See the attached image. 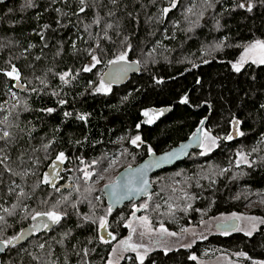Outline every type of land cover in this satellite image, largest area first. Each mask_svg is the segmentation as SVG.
Wrapping results in <instances>:
<instances>
[{
    "label": "trees",
    "instance_id": "16d2710c",
    "mask_svg": "<svg viewBox=\"0 0 264 264\" xmlns=\"http://www.w3.org/2000/svg\"><path fill=\"white\" fill-rule=\"evenodd\" d=\"M258 40L264 41L261 0H0V101L11 90L17 95L0 110V128L12 141L5 147L0 140V159L8 156L0 164V240L20 237L1 264H106L112 241L100 236V217L123 236L136 213L172 233L229 213L259 221L251 235L217 231L188 248L153 249L144 264H199L191 255L202 252L264 264V64L240 72L230 64ZM125 51L124 67L133 63L139 71L119 73L123 82L97 93L106 70L120 65L110 61ZM90 52L100 63L84 71ZM13 65L22 91L5 75ZM65 73L67 83L60 79ZM185 96L187 104L180 102ZM199 129L215 139L211 150L203 142L152 175L149 195L109 212L102 187L119 170ZM136 136L140 145L131 143ZM61 152L67 187L56 185V192L41 181ZM240 155L244 162H237ZM51 210L67 215L24 233L36 213ZM119 264L140 260L131 254Z\"/></svg>",
    "mask_w": 264,
    "mask_h": 264
},
{
    "label": "rangeland",
    "instance_id": "374dc122",
    "mask_svg": "<svg viewBox=\"0 0 264 264\" xmlns=\"http://www.w3.org/2000/svg\"><path fill=\"white\" fill-rule=\"evenodd\" d=\"M255 42L256 41H254L250 45L254 44ZM249 46H247L246 48H248ZM245 49L242 50V52L239 54V56L235 60L230 62L231 67L233 64L240 61L241 57L245 55ZM261 54L262 52L258 48L253 51L248 52L247 60L241 67V70L249 64L262 65L260 63H252V60L253 59L258 60ZM122 63L123 61H120V65H123ZM93 65H95V62L91 59L86 64V67L91 68L93 67ZM110 88H111V83L105 80V78H102L96 84V86L94 87V90L97 93L105 94L106 92H108ZM97 89H100V90L97 91ZM16 102H17V95L11 90L9 94H6L3 100L0 101V110L5 109L8 104H14ZM3 119H4V115L0 114V122L3 121ZM0 133H3L1 128H0ZM208 137H210V135L207 132H204L203 134L204 148L203 149L205 151L211 150L215 145V143L213 144L212 140H210ZM140 143H141V140L137 142L136 145H140ZM244 161H245V158L242 155L238 156L237 162L241 163ZM233 214H236L237 217H240V219H237L239 222L238 230H241L245 233H249V232L253 233L255 230H257L258 225H259L257 216L246 215V214H241V213H229V214L218 215V216L209 218L207 220H204L198 226L186 227L179 233H175L176 235L173 236V235H169V233H172V232L168 230L161 231V226L153 227L143 215L136 213L135 215H133V217H131V219L128 220L126 224L127 229L124 235L122 236L120 234L121 236H119L117 234L116 240L111 243V246H110L111 249L108 254L106 264H110V262L111 264H119L120 261L124 257L131 255V254H134L138 258V256L143 255L145 251L149 252L153 249L168 250V249L177 248V247L188 248V245H192L193 243L197 241H202L209 235L217 232L218 230L216 228V224L218 222H224L230 219ZM252 218H255V219H252ZM48 221L50 224L52 223L51 220L48 219ZM122 241H127L128 244H132V245H140V247H138L136 251H133L130 248L128 250H125L127 245L122 244L121 243ZM191 256L192 257L195 256L196 257L195 260L199 264H240V259H242L238 255L234 257H230L226 254H219L216 256H212V257H206L205 252H202L200 256H197L194 254Z\"/></svg>",
    "mask_w": 264,
    "mask_h": 264
},
{
    "label": "water",
    "instance_id": "95a60500",
    "mask_svg": "<svg viewBox=\"0 0 264 264\" xmlns=\"http://www.w3.org/2000/svg\"><path fill=\"white\" fill-rule=\"evenodd\" d=\"M127 69V75H130L138 72L139 66H134L133 63H130L129 66H126V70ZM124 75L117 79L118 83H121L126 79V76ZM13 87L15 90L21 91L25 89V85L20 83L19 80L14 81ZM202 147L203 133L202 130L199 129L185 140L180 141L178 144L160 153L155 151L148 152L139 163L123 167L118 171L112 182L106 183L102 187V192L107 205L111 208V210H115L117 208H121L125 203L140 201L152 191V185L150 182L152 175L176 166L184 161L191 152L198 151ZM169 154H173L169 159H161L169 156ZM142 180L146 181V183H142ZM63 187H67V183H64ZM60 188L62 187L60 186ZM238 225L239 222L237 219L230 218L224 222H218L216 224V228L219 232L228 233L236 231L238 229ZM42 226V222H38L36 223L35 228L40 229ZM106 229L107 228L100 229L101 237L102 232ZM104 240L106 241L107 238ZM6 248L7 246L0 244V249H2L0 250V257L5 253Z\"/></svg>",
    "mask_w": 264,
    "mask_h": 264
},
{
    "label": "snow or ice",
    "instance_id": "6c2138e0",
    "mask_svg": "<svg viewBox=\"0 0 264 264\" xmlns=\"http://www.w3.org/2000/svg\"><path fill=\"white\" fill-rule=\"evenodd\" d=\"M113 2H115V0H113ZM262 3H264V0H261ZM80 3L81 4H84L85 3V0H80ZM28 4L29 6H31V0H28ZM172 7H175V3H173ZM238 7L240 8H245L246 5L244 3H241L238 5ZM85 9L84 8H81L80 11L83 12ZM164 13L166 14L169 9L168 8H165L164 10ZM247 11L251 12L252 11V6L251 5H248L247 6ZM99 21H97L98 23ZM108 27H111V25H108ZM2 47V46H0ZM260 49L262 54L260 55V57L257 59H253L252 60V63H260V64H264V41H256L254 44L250 45L248 48L245 49V55L241 57L240 61H238L237 63L233 64L232 67L233 69L236 71V72H240L241 71V67L243 66V64L246 62L247 60V53L250 52V51H253L255 49ZM91 56H92V60L95 62V63H100V60L97 58L96 55L92 54L91 52L89 53ZM127 58V52H123L119 55L118 59L116 61H110V63H118L120 61H125ZM37 59H39V57H37ZM94 66V65H93ZM91 68L90 67H85L84 68V71H90ZM5 75L11 77V78H14L16 79L17 81L20 79V74H19V71L18 69L13 65L12 66V69L11 71L9 72H5ZM69 75V73H65L63 75H61L60 79L62 81H64L65 83H67V81L65 80V76ZM100 89H97V91H99ZM181 103H184V104H187L188 103V98L185 96L181 99L180 101ZM60 103H64V101H61ZM47 112L51 113L54 111V109H46ZM148 112H145L144 115L145 116H148ZM65 115H69L68 113H65ZM81 119H84V117H81ZM151 122V121H149ZM201 123H203V121H201ZM235 123H239V121H235ZM139 127V125L137 126ZM239 135H243V133H239ZM11 137V134L8 132V131H3L2 135H0V140H3L5 141V147L7 146V144H10L12 141L10 139ZM210 140H212L213 144L215 143V139L212 138V137H208ZM227 139L231 140L232 139V136L229 135L227 137ZM141 140V138L139 136H136L132 141L131 143L133 145H136L137 142H139ZM5 150L4 147H0V153H3ZM149 152H151V149H149ZM171 155L173 154H169V156L167 157H164V158H161L162 160L164 159H169L171 157ZM8 159V156L5 155L3 156L2 159H0V164H4L5 161ZM67 157L65 156V154L63 152L59 153L57 156H56V159L55 161H53V163L50 165V168L52 169V173H45L44 175V178L42 179L41 183H44V184H51L52 188L56 191V192H59L60 189L56 187L55 183L53 182V180L49 179V176L50 175H55V176H58L59 175V172H58V169H59V166L64 164L65 161H66ZM96 162L94 161L93 164H95ZM159 163V162H157ZM6 171L8 172H12V169L10 167H6L5 168ZM13 175H18V173H15V172H12ZM2 175V174H0ZM91 176V173H87L85 172V177L86 178H90ZM142 183H146V181L142 180L141 181ZM38 186V185H37ZM18 187V186H17ZM11 191H14V189H11ZM21 195H24L23 192H21ZM65 200H67V198L65 197L64 198ZM46 203V201H45ZM59 202H57V204H54L53 205V209H55L57 206H58ZM73 207H75V205H73ZM109 212H111V208H109ZM64 215H67V213H63V215L55 210H51V211H47V212H38L36 213V216H46L48 217L49 220L52 221L53 224H58ZM36 216H33L32 218L35 219ZM0 219H3V217H0ZM231 219H240V217H237L236 214H233ZM252 219H255V218H252ZM95 222V221H93ZM261 223H264V220H261L260 221ZM107 220L103 217H100L99 219V228L100 229H105L107 227ZM45 227H48V225H45ZM238 230V229H237ZM161 231H166V229H164L163 227H161ZM248 235H251V232L247 233ZM109 235H111V233H109ZM169 235H176L175 233H169ZM20 237H12V238H9L7 240H0V244H3L5 246H8V245H12L14 241H17L19 240ZM122 244H126L127 247L125 248V250H128L129 248L133 251H136V249L138 247H140V245H132V244H128L127 241H122L121 242ZM41 247H43V245H41ZM188 247H191V245H188ZM2 250V249H0ZM147 255V251H145V253L143 255H139L138 258L140 260V264H144V259H145V256ZM241 255H243V253H241ZM191 259L195 260L196 257L193 256L191 257ZM111 264V262H110Z\"/></svg>",
    "mask_w": 264,
    "mask_h": 264
},
{
    "label": "flooded vegetation",
    "instance_id": "af4514ba",
    "mask_svg": "<svg viewBox=\"0 0 264 264\" xmlns=\"http://www.w3.org/2000/svg\"><path fill=\"white\" fill-rule=\"evenodd\" d=\"M126 73V68L124 67V65H117L116 64V67L114 68H110V70H106V75L105 76V80H107L108 82L111 83V87H113L115 85V83L117 82V79L119 78L118 77V74L119 73ZM111 75V76H110ZM114 75V76H112ZM55 161V160H53ZM53 161L50 163V165L53 163ZM50 165L49 167L46 169V171L44 172L43 176H42V179L44 178V175L45 173H52V169L50 168ZM58 172H59V175L58 176H55V175H50L49 176V179L53 180V182L55 183V185H58L59 187L60 186H63L64 184V178L63 176H61V173H60V170L58 169ZM51 185V184H49ZM36 216V215H35ZM133 217V216H132ZM38 222H42L43 226L40 228V229H36L35 228V225L36 223ZM45 225H50L49 221H48V217L46 216H36V218L33 220L32 224H31V227L27 230H24V233L27 231H32V230H41V229H44L45 228ZM109 233H111V235H109ZM102 238L103 239H108V240H111L112 242L116 240L117 238V234H115L114 232H112L110 229H106L104 232H102Z\"/></svg>",
    "mask_w": 264,
    "mask_h": 264
}]
</instances>
